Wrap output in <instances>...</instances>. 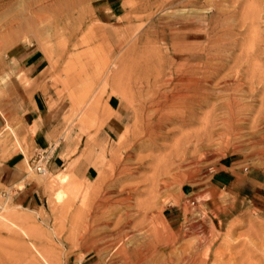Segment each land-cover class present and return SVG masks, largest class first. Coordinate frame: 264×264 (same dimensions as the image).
I'll return each instance as SVG.
<instances>
[{"label":"rangeland","instance_id":"1","mask_svg":"<svg viewBox=\"0 0 264 264\" xmlns=\"http://www.w3.org/2000/svg\"><path fill=\"white\" fill-rule=\"evenodd\" d=\"M25 49L42 61L35 86L14 59ZM196 83L207 97L198 122L167 125L148 148L153 102ZM36 89L58 116L68 157L80 135L84 147L93 141L108 99L121 103L123 133L95 145L97 179L33 170ZM230 111L232 132L220 136ZM0 112V264H264V0H0ZM208 114L216 136L173 157ZM19 152L37 208L21 206L24 184L2 166ZM225 162L246 187L239 195L212 189ZM190 188L202 189L194 206ZM167 208L183 219L168 225Z\"/></svg>","mask_w":264,"mask_h":264},{"label":"crops","instance_id":"2","mask_svg":"<svg viewBox=\"0 0 264 264\" xmlns=\"http://www.w3.org/2000/svg\"><path fill=\"white\" fill-rule=\"evenodd\" d=\"M14 59L19 63L21 70L26 73V75H24L25 78L33 82L31 85H37L38 81L42 79V75H31L39 70L42 65V61L40 57L37 56V52L25 49L17 52ZM48 102L43 91L41 89H36L28 108L30 115L27 117L28 127H34L35 129L31 145L37 152L45 151L48 153L50 156L47 165L49 172L56 173L63 168L62 171H69L78 179H84L89 182L97 179L103 152L98 150L95 145L109 143L123 133L125 119L121 103L117 101V98L114 96L108 99L106 111L110 116L105 120L98 133L94 135L93 141L87 142L88 146L84 147L85 136L80 135V141L76 151L68 157L66 147L69 143L63 142L62 139H60L59 132L61 126L58 124V116L53 114L52 109H49ZM6 122L5 117L0 112V132L4 129ZM67 165L69 167L68 170L66 167ZM2 166L11 172V178L13 180L11 183L14 185L20 183L24 184L23 187L17 191V200L21 206L39 207L40 199L35 195L37 192L34 189L36 184L25 183L20 178V174L25 168L23 154L19 152L11 155V157L4 161ZM212 181V189L214 191L217 189L228 190L230 193L239 195L241 191H245L246 189V187L240 186L235 180V173L232 171V163L225 162L221 164L217 173L213 175ZM256 183L259 182L256 181ZM201 191L202 189L194 190L190 188L187 189V192L183 191V194L190 201H194L196 205L198 202V195ZM162 216L168 225H174L183 219L181 212L168 208L164 210Z\"/></svg>","mask_w":264,"mask_h":264},{"label":"bare ground","instance_id":"3","mask_svg":"<svg viewBox=\"0 0 264 264\" xmlns=\"http://www.w3.org/2000/svg\"><path fill=\"white\" fill-rule=\"evenodd\" d=\"M157 81L158 80L155 79L154 83H156ZM202 86V84L200 86V84L198 83H196L192 87L185 85H181L179 87L176 86L173 88L172 92L169 95H164V99L162 101L153 102V106H155L153 113L155 116L152 117L150 122H148L147 124V128L144 129V135L146 137L145 142L148 148H156V141L158 139L165 138L163 137L164 135L161 133V131L167 125L178 124L180 127H185L198 122L199 118L197 117L196 109H200L207 103V97L204 94V88ZM234 116L235 115L233 114V112L230 111L229 116H227L222 122L223 127L225 128L221 131V133L217 134H219L220 136H224L231 131V128L234 125L233 122L235 121ZM216 120L217 119L211 114L205 115L200 120L202 124V128L200 129V131L197 130L198 132L196 131L191 135H183L178 142L174 143L175 147L174 150H172L173 157H183L186 154V151L188 149L187 146L191 143V140L194 139L197 142H201L203 139L208 140L212 136H214L215 133L211 129L214 127ZM61 196H63V194H61ZM126 201L127 198L122 200L120 204L126 203ZM120 235L121 232L120 230H118V236L120 237Z\"/></svg>","mask_w":264,"mask_h":264},{"label":"built area","instance_id":"4","mask_svg":"<svg viewBox=\"0 0 264 264\" xmlns=\"http://www.w3.org/2000/svg\"><path fill=\"white\" fill-rule=\"evenodd\" d=\"M50 156L48 155L47 152L45 151H39L36 153V158L33 161V170L37 174H43L47 168V165L49 163ZM191 206H194L195 203L194 201L190 202Z\"/></svg>","mask_w":264,"mask_h":264}]
</instances>
